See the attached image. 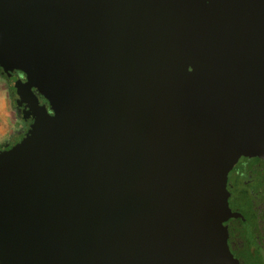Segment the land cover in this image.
<instances>
[{
    "label": "water",
    "instance_id": "95a60500",
    "mask_svg": "<svg viewBox=\"0 0 264 264\" xmlns=\"http://www.w3.org/2000/svg\"><path fill=\"white\" fill-rule=\"evenodd\" d=\"M0 67L36 108L0 150V264H240L264 0H0Z\"/></svg>",
    "mask_w": 264,
    "mask_h": 264
},
{
    "label": "flooded vegetation",
    "instance_id": "af4514ba",
    "mask_svg": "<svg viewBox=\"0 0 264 264\" xmlns=\"http://www.w3.org/2000/svg\"><path fill=\"white\" fill-rule=\"evenodd\" d=\"M10 88L12 112L19 120L0 150L20 141L35 118L36 108L26 96L19 97L15 80L20 71L8 75L0 67ZM228 205L238 213L228 221V245L240 264H264V159L241 156L227 174ZM234 192V193H233Z\"/></svg>",
    "mask_w": 264,
    "mask_h": 264
},
{
    "label": "rangeland",
    "instance_id": "374dc122",
    "mask_svg": "<svg viewBox=\"0 0 264 264\" xmlns=\"http://www.w3.org/2000/svg\"><path fill=\"white\" fill-rule=\"evenodd\" d=\"M18 127L19 120L12 112L8 81L0 73V148H2L3 144L10 137V134Z\"/></svg>",
    "mask_w": 264,
    "mask_h": 264
},
{
    "label": "trees",
    "instance_id": "16d2710c",
    "mask_svg": "<svg viewBox=\"0 0 264 264\" xmlns=\"http://www.w3.org/2000/svg\"><path fill=\"white\" fill-rule=\"evenodd\" d=\"M2 69V68H1Z\"/></svg>",
    "mask_w": 264,
    "mask_h": 264
}]
</instances>
